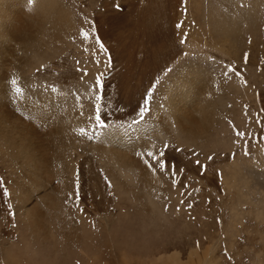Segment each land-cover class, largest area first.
Wrapping results in <instances>:
<instances>
[{
  "label": "rangeland",
  "instance_id": "1",
  "mask_svg": "<svg viewBox=\"0 0 264 264\" xmlns=\"http://www.w3.org/2000/svg\"><path fill=\"white\" fill-rule=\"evenodd\" d=\"M57 1L0 33V143L42 161L0 144V264H264V0Z\"/></svg>",
  "mask_w": 264,
  "mask_h": 264
},
{
  "label": "bare ground",
  "instance_id": "2",
  "mask_svg": "<svg viewBox=\"0 0 264 264\" xmlns=\"http://www.w3.org/2000/svg\"><path fill=\"white\" fill-rule=\"evenodd\" d=\"M16 0H0V33H2V34H6V30H7V28H8V26H10L11 27V25H13V24H11V21H12V19H10V17H11V8L14 6L13 4H14V2H15ZM58 1L57 0H18V4L20 5V9H19V12H21V14H22V12L24 13V15H25V17H26V22H24L25 24H21L22 26H27V24L29 23H34V25H37V19H38V21L39 22H43V21H41L43 18H45V19H47V20H50L51 22L50 23H53V28H51L50 27V32H51V34H52V31H55L56 30V28L59 26V25H63V26H68L69 24H68V16L70 15V13L66 10V9H63V8H61V7H58L57 5H56V3H57ZM10 8V9H9ZM15 19L16 18H13V23H15ZM17 23V22H16ZM11 24V25H10ZM18 25V24H17ZM34 25H33V27H34ZM39 25V24H38ZM55 25H56V28H55ZM29 26V25H28ZM30 27H31V25H30ZM36 27V26H35ZM40 27V26H39ZM37 28V27H36ZM10 28H8V30H9ZM26 30V29H25ZM34 30V29H33ZM52 30V31H51ZM29 31V30H28ZM35 31H37V30H35ZM34 31V32H35ZM30 32H31V29H30ZM24 33V32H23ZM35 33H37V32H35ZM32 34V33H31ZM22 35V34H21ZM20 35V37H22ZM25 35V34H24ZM19 36V35H18ZM25 36H28V35H25ZM32 36V35H31ZM3 37V36H2ZM24 37V36H23ZM19 38V37H18ZM28 38H30V36H28ZM31 39H33V38H31ZM24 40V39H23ZM29 41H31V40H29ZM26 43H27V41H26ZM198 45V44H197ZM6 55V54H5ZM3 57V56H2ZM4 59V58H3ZM193 71L194 72H196V73H198V74H201L202 73V71L203 70H199V69H186V71L185 72H187V75L188 76H190V77H193ZM184 72V73H185ZM182 76H184V74L182 75ZM184 82V79L181 77L175 84H174V86H172L171 87V89L168 91V93H167V95H166V97H165V105L166 106H169V110H170V105H172V106H174V107H176L178 104H183L184 102H185V100H186V96L185 95H182V96H180V97H178V95L175 93V92H173V91H171L172 89H174L175 88V86H180L182 83ZM24 98V97H23ZM20 99V98H19ZM184 99V100H183ZM181 100H183V102H181ZM34 105V104H33ZM36 105V104H35ZM44 105H46V104H43V106ZM208 106H209V102L208 101H206V100H204L203 102H202V104H200L199 106H198V111H206L207 110V108H208ZM32 107H33V109H32ZM30 109H31V111L32 110H34V108L35 109H37V107H35V106H32ZM49 107H42V112H44V110L45 109H48ZM177 109H179V108H177ZM37 113V111L36 110H34V112L33 113ZM42 112H40L39 113V115H41L42 114ZM35 113V114H36ZM34 114V115H35ZM209 115V114H208ZM31 117V116H30ZM35 118L37 117V116H34ZM177 117H180V116H177ZM208 117L209 116H204V118H202L201 120H197V121H194V120H192L191 118H189V117H184V122H185V124L187 125V130L188 131H190L189 133L190 134H192L193 132H194V130H195V128L197 127V126H200L202 123L203 124H207L208 123ZM1 120V119H0ZM2 122V121H1ZM4 124V123H3ZM137 127H138V125H137ZM9 129V128H8ZM3 130V129H2ZM10 130V129H9ZM124 135V132L122 131V130H119V131H117L114 135H116V139H118V140H115V141H117L118 143H122L124 146H128V145H130V142H129V140L126 138V137H124V136H119V135ZM5 135V134H4ZM9 135V134H8ZM108 135V138L106 139L105 138V142H106V144L105 145H107V144H109V146H110V148H111V150H110V153H111V155H112V159H113V161L114 162H116V163H118V164H120V165H122V166H125V165H127V163H129V164H131V165H135V164H137V163H135V162H133V160H131L129 157H128V155H127V151H125V150H123V149H121V148H117V147H115L114 145H113V147H112V145L110 144V142L108 143V141L107 140H109V138H111L112 136H113V132H110V133H108L107 134ZM118 136V137H117ZM2 137V136H1ZM13 137V136H12ZM11 137V138H12ZM16 138H18V137H16ZM21 138V137H20ZM2 139H3V141H2ZM2 139H1V143L0 144H3L4 145V147L6 148L5 150H8L9 149V152H11L13 155H15L14 153H16V154H20V155H22L23 156V158L25 159V161L26 162H28V163H30L29 165L32 167V169L33 170H37V175H36V177L34 178V180H37L36 182V184H38L39 183V173H40V171L39 170H41V168H40V165L39 164H42V161L38 158V156H37V160L35 159V157L33 156V154L31 153V151L29 152L28 150H30L29 148H24L22 145H19L18 144V146H16V145H14L15 144V140L13 141V143L12 142H10L9 140H4L5 138H3L2 137ZM11 140V139H10ZM12 141V140H11ZM20 142V141H19ZM24 142V141H23ZM21 143V142H20ZM27 144V143H26ZM29 145H27L26 147H28ZM31 148V147H30ZM34 149V148H33ZM104 149V148H103ZM3 150V149H2ZM33 152V151H32ZM101 152V151H100ZM106 152H108V151H106ZM6 153V152H5ZM105 153V152H104ZM12 155V156H13ZM15 156H17V155H15ZM106 156V155H105ZM11 157V156H10ZM111 157V156H110ZM17 158V157H16ZM20 158H22V157H20ZM17 160V159H16ZM19 161V163H22V162H20V161H23V160H18ZM18 163V162H17ZM24 163V162H23ZM37 163V167H36V164ZM44 163V162H43ZM49 163V162H48ZM46 164V163H45ZM43 170H45V169H43ZM49 171V170H48ZM28 172V171H27ZM53 173V172H52ZM34 174H35V172H34ZM43 174V173H42ZM146 173H143L142 172V177L144 178V177H148V178H152V176H151V174L148 172V174H149V176L146 174ZM47 175H49V173L47 174ZM46 175V176H47ZM34 176V175H33ZM29 177V176H28ZM44 177H45V175H44ZM146 177V178H147ZM47 178V177H46ZM147 178V179H148ZM41 180V179H40ZM148 181H155V179H150V180H148ZM31 182V181H30ZM34 182V181H33ZM32 182V183H33ZM31 183V184H32ZM34 184H35V182H34ZM37 187V186H36ZM34 188V187H33ZM24 192V191H23ZM26 194H28V193H26ZM22 196V195H21ZM28 199V198H27ZM23 201V200H22ZM25 201V200H24ZM30 215V217H31V213L29 214ZM31 219V218H30ZM36 221L37 220H30L29 222H30V224H34V223H36ZM37 225V224H36Z\"/></svg>",
  "mask_w": 264,
  "mask_h": 264
},
{
  "label": "snow or ice",
  "instance_id": "3",
  "mask_svg": "<svg viewBox=\"0 0 264 264\" xmlns=\"http://www.w3.org/2000/svg\"><path fill=\"white\" fill-rule=\"evenodd\" d=\"M117 7H119V6L117 5ZM82 34H83V36H84L85 39H87L88 36H89V33H87V32H83ZM82 71H83L84 75H87L86 70H82ZM13 83H15V81H13ZM96 85H97L99 88H101V89L103 88L102 74H101V75H98V76L96 77ZM17 91H19V89H17ZM95 99H96L97 102H99V101L102 99V95H97V96L95 97ZM96 111H97V113H99V111H100V109H99V104H97V106H96ZM141 118H143V114H141ZM96 121H97V123H99L101 126H103L102 118H101L100 115H97V116H96ZM237 135H241V136H242V135H244V134H243V133H239V132H237ZM165 147H167V146H165ZM164 156H165V153H164V152H161V153L159 154V156H156V155H155L154 153H152V152H149V153H148V157L151 158V159H153L154 162L158 163V164H159V167H160L162 170L167 169V168H169V167L174 168L175 166H174V165H171V162H170V161H168V160H163ZM209 159H211V157H209ZM161 160H163V162H160ZM196 163L199 164V163H200L199 160H197ZM201 167H205V166L201 165ZM5 195H9V194H8L7 192H5Z\"/></svg>",
  "mask_w": 264,
  "mask_h": 264
}]
</instances>
